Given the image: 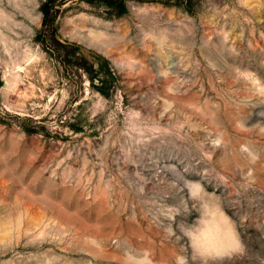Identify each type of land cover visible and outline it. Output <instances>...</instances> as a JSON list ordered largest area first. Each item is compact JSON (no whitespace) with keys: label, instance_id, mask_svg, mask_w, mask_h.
<instances>
[{"label":"rangeland","instance_id":"1","mask_svg":"<svg viewBox=\"0 0 264 264\" xmlns=\"http://www.w3.org/2000/svg\"><path fill=\"white\" fill-rule=\"evenodd\" d=\"M0 264H264V0H0Z\"/></svg>","mask_w":264,"mask_h":264},{"label":"clouds","instance_id":"2","mask_svg":"<svg viewBox=\"0 0 264 264\" xmlns=\"http://www.w3.org/2000/svg\"><path fill=\"white\" fill-rule=\"evenodd\" d=\"M227 228L221 230L220 225L212 218H197L193 225L189 227L185 235L193 252L201 257L220 253L226 249H234L238 246V240L232 231L231 224L222 210H218ZM217 213H212L215 217Z\"/></svg>","mask_w":264,"mask_h":264},{"label":"bare ground","instance_id":"3","mask_svg":"<svg viewBox=\"0 0 264 264\" xmlns=\"http://www.w3.org/2000/svg\"><path fill=\"white\" fill-rule=\"evenodd\" d=\"M111 40V39H110Z\"/></svg>","mask_w":264,"mask_h":264}]
</instances>
